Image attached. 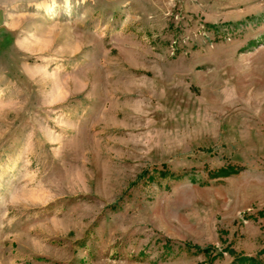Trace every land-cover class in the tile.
Returning a JSON list of instances; mask_svg holds the SVG:
<instances>
[{
	"label": "rangeland",
	"instance_id": "obj_1",
	"mask_svg": "<svg viewBox=\"0 0 264 264\" xmlns=\"http://www.w3.org/2000/svg\"><path fill=\"white\" fill-rule=\"evenodd\" d=\"M0 264H264V0H0Z\"/></svg>",
	"mask_w": 264,
	"mask_h": 264
},
{
	"label": "trees",
	"instance_id": "obj_2",
	"mask_svg": "<svg viewBox=\"0 0 264 264\" xmlns=\"http://www.w3.org/2000/svg\"><path fill=\"white\" fill-rule=\"evenodd\" d=\"M233 173L236 174L237 172H235L234 169L227 168V169H225V170H221L217 175H218V177L226 178V177H228L230 174H233ZM195 249L198 250V251H201L200 248H195Z\"/></svg>",
	"mask_w": 264,
	"mask_h": 264
}]
</instances>
